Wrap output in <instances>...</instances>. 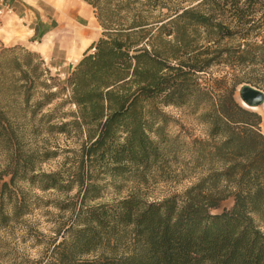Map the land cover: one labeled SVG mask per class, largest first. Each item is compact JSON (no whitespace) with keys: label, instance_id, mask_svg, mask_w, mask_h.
I'll use <instances>...</instances> for the list:
<instances>
[{"label":"trees","instance_id":"obj_1","mask_svg":"<svg viewBox=\"0 0 264 264\" xmlns=\"http://www.w3.org/2000/svg\"><path fill=\"white\" fill-rule=\"evenodd\" d=\"M82 1L102 32L64 82L37 53L1 51L0 149L12 160L0 195L16 182L75 195L56 207L70 216L46 260L0 237V264H264L263 119L236 98L245 84L264 92V0ZM167 108L208 126L207 141L186 144L202 177L182 196L101 202L107 181L178 162ZM42 134L78 142L58 172L21 152L20 138ZM6 206L0 231L22 210Z\"/></svg>","mask_w":264,"mask_h":264},{"label":"rangeland","instance_id":"obj_2","mask_svg":"<svg viewBox=\"0 0 264 264\" xmlns=\"http://www.w3.org/2000/svg\"><path fill=\"white\" fill-rule=\"evenodd\" d=\"M67 1L77 4L86 16L84 33L77 39L59 38L55 25L56 8L51 5L50 0H0V55L4 48L24 47L40 55L52 75L64 82L84 52L100 38L102 32L94 10L90 6L82 0ZM38 26L43 27V30L38 37H35ZM240 88L236 98L241 103ZM165 112L177 121V124L171 127V135L180 136V144H183L178 162L164 165L146 178L142 177L141 180L107 181L109 188L101 202H110L131 195L139 196L149 202L161 201L174 195L182 196L202 177V170L195 171V174L191 173L192 165L186 153L188 150L186 144L191 146L194 140L207 141L208 126L201 124L198 116H194L188 110L167 108ZM261 116L264 121V116ZM262 127L264 133V126ZM19 142L21 152L26 156L35 153L39 162L42 159H50L41 164L36 161L37 169L47 174L62 170L66 159L73 157L68 151L78 148L76 140L44 134L26 135L20 138ZM15 147L18 150V146ZM11 160V154L7 149L1 148L0 185L9 181L4 175ZM74 195L75 192L68 196L57 191L42 192L25 182H16L15 186L9 185L6 194L0 195V200L5 199L7 205L5 212L13 216L16 203L22 206V210L16 219V216L14 217V221L7 229L0 231V237L12 247H18L32 259L46 260L52 250L53 240L70 216V212H62L56 207L60 203L69 201ZM233 204V200L226 201L214 213L231 209Z\"/></svg>","mask_w":264,"mask_h":264},{"label":"bare ground","instance_id":"obj_3","mask_svg":"<svg viewBox=\"0 0 264 264\" xmlns=\"http://www.w3.org/2000/svg\"><path fill=\"white\" fill-rule=\"evenodd\" d=\"M56 8V32L60 39H77L84 33L83 26L86 24V16L77 4H71L67 0H50ZM242 104V102H241ZM255 112L264 116V106L254 109ZM264 126V121H263Z\"/></svg>","mask_w":264,"mask_h":264},{"label":"water","instance_id":"obj_4","mask_svg":"<svg viewBox=\"0 0 264 264\" xmlns=\"http://www.w3.org/2000/svg\"><path fill=\"white\" fill-rule=\"evenodd\" d=\"M242 105L254 111V109L264 106V92L251 86H242L239 90Z\"/></svg>","mask_w":264,"mask_h":264}]
</instances>
